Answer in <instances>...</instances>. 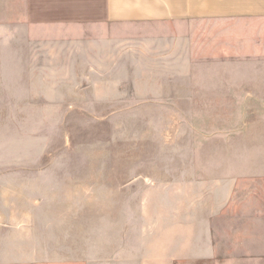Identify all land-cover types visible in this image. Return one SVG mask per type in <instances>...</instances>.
I'll return each mask as SVG.
<instances>
[{"label": "rangeland", "instance_id": "1", "mask_svg": "<svg viewBox=\"0 0 264 264\" xmlns=\"http://www.w3.org/2000/svg\"><path fill=\"white\" fill-rule=\"evenodd\" d=\"M183 32L175 56L146 45L169 30L115 31L112 53L36 50L35 78L5 71L0 221L29 223L30 264H121L120 238L143 237L150 214L165 226L195 180L233 192L238 228L261 222L264 23Z\"/></svg>", "mask_w": 264, "mask_h": 264}, {"label": "crops", "instance_id": "2", "mask_svg": "<svg viewBox=\"0 0 264 264\" xmlns=\"http://www.w3.org/2000/svg\"><path fill=\"white\" fill-rule=\"evenodd\" d=\"M237 23H264V0H0L1 86L6 70L20 75L30 72L29 79L33 72L36 77V50L59 57L68 49L112 53L115 31L169 30L170 38L147 35L146 45L170 46L175 56L185 53L189 41L183 30ZM41 43L43 48H36ZM189 43L194 45L193 39ZM189 186L192 193L183 195L180 204L166 205L161 222L165 226H154L157 220L150 214L143 218L152 225L143 237L136 227L120 238L121 264H231L264 259V206L256 215L262 217L257 227L253 222L240 229L230 189L221 190L215 183L206 190L197 180ZM252 209L246 206L241 213L253 218ZM6 218L0 221V264L32 263L29 223L22 219L15 225L19 219L13 211Z\"/></svg>", "mask_w": 264, "mask_h": 264}]
</instances>
